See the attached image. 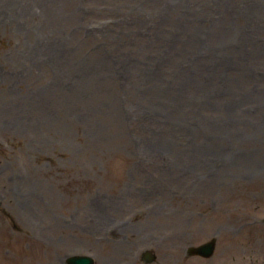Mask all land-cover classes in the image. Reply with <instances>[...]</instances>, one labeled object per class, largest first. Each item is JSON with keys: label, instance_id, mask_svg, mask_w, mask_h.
<instances>
[{"label": "rangeland", "instance_id": "374dc122", "mask_svg": "<svg viewBox=\"0 0 264 264\" xmlns=\"http://www.w3.org/2000/svg\"><path fill=\"white\" fill-rule=\"evenodd\" d=\"M71 254L264 264V0H0V264Z\"/></svg>", "mask_w": 264, "mask_h": 264}, {"label": "water", "instance_id": "95a60500", "mask_svg": "<svg viewBox=\"0 0 264 264\" xmlns=\"http://www.w3.org/2000/svg\"><path fill=\"white\" fill-rule=\"evenodd\" d=\"M215 240L211 239L196 246H188L186 252L188 255L199 254L210 256L213 253ZM146 261H151L153 256L150 252L145 251L142 255ZM65 264H94L93 258L89 255H70L67 256Z\"/></svg>", "mask_w": 264, "mask_h": 264}, {"label": "bare ground", "instance_id": "6f19581e", "mask_svg": "<svg viewBox=\"0 0 264 264\" xmlns=\"http://www.w3.org/2000/svg\"><path fill=\"white\" fill-rule=\"evenodd\" d=\"M258 244V243H257ZM229 248H232L231 246H229Z\"/></svg>", "mask_w": 264, "mask_h": 264}]
</instances>
